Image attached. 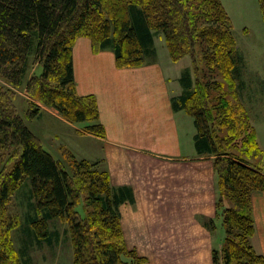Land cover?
<instances>
[{"label": "trees", "instance_id": "obj_1", "mask_svg": "<svg viewBox=\"0 0 264 264\" xmlns=\"http://www.w3.org/2000/svg\"><path fill=\"white\" fill-rule=\"evenodd\" d=\"M259 3L264 19V0ZM233 27L222 0H0V75L15 87L34 89V98L40 94L43 103L57 109L65 119L87 123L86 131L101 135L96 98L79 95L75 88L72 47L78 36H89L96 49L112 48L120 66H139L156 55L158 32L174 61L190 55L197 71L203 61L212 72L220 67L228 77H234L241 55ZM33 64L42 71L25 82ZM58 71L56 87L49 85ZM35 81L37 87L33 88ZM181 81L184 91L173 99L174 107L193 116L199 155L214 156L218 212L219 199L226 190L237 206L222 209L226 239L223 256L213 250V264H264V256L253 245L251 195L264 190V151L257 131L244 113L249 134L232 136V141L240 139L238 146L233 151L223 149L208 125L206 103L198 101L205 90L209 93L216 87H210L209 82L194 84L191 71H185ZM4 88L0 86V217L12 195L28 180L36 212L31 217L33 229H28L31 239L36 237L50 245L56 242L49 225L58 218L68 224L74 264L145 262L146 257L127 245L122 229L120 204L126 191L112 186L106 167L98 171L99 162L79 159L63 147L61 154L67 165L44 148L17 112L7 92L10 89ZM40 112L41 107L32 104L27 114L34 118ZM257 158L262 160L255 162ZM89 164L98 170L87 173V196L82 198L74 168ZM8 219L0 238V264H25L9 231L21 220L10 215Z\"/></svg>", "mask_w": 264, "mask_h": 264}, {"label": "crops", "instance_id": "obj_2", "mask_svg": "<svg viewBox=\"0 0 264 264\" xmlns=\"http://www.w3.org/2000/svg\"><path fill=\"white\" fill-rule=\"evenodd\" d=\"M72 53L76 92L96 98L103 134L86 131L87 123H72L53 107H43L39 116L48 113L59 124L54 134L67 137L62 145L78 158L102 161L112 186L126 191L120 204L124 236L173 235L155 232L169 229L192 236L219 218L214 156L199 155L194 118L173 103L184 91V72H193V59L180 67L186 56L174 61L157 52L139 66H120L112 48L96 49L87 35L75 39ZM258 142L264 151V136ZM251 203L253 245L264 256V190L253 192Z\"/></svg>", "mask_w": 264, "mask_h": 264}, {"label": "rangeland", "instance_id": "obj_3", "mask_svg": "<svg viewBox=\"0 0 264 264\" xmlns=\"http://www.w3.org/2000/svg\"><path fill=\"white\" fill-rule=\"evenodd\" d=\"M223 1L228 14L231 15L230 18L232 17L236 48L241 55H239L241 59L235 68V76L233 77V74H231L228 77L220 67L212 72L203 61L199 63L198 71L194 67L192 75L194 84L196 82H209L210 87H216L209 89V93L205 90L208 95L205 92L202 93L198 101L206 103L208 125L210 124V128L217 136L218 141L223 143L222 148L233 151L234 146H238L240 139L232 141V136H246L249 134L245 130L246 115L250 126L256 129L259 136H264V20L262 19L259 0ZM245 26L249 27V33L245 29L243 30ZM155 46L161 56H169L165 38L161 33H156ZM191 58L190 55H186L178 66L187 67L185 64L187 60L192 63ZM41 71L39 65L33 64L25 82L28 79L31 80L32 76L39 74ZM58 74L59 71L52 75L49 85L56 87ZM216 82L217 86L215 85ZM0 86L5 87V90L10 89L7 92L11 96L17 112L24 118L30 129L42 140L44 148L49 150L56 158H61L63 162H66V159L62 156L63 147L66 146L62 144L66 142L67 137L54 134L55 128L59 125L58 122L49 118L48 113L34 118L28 117L27 111L32 108V104L40 106L41 109L47 106L39 98L40 94L37 95L38 98H34L32 96L35 95L34 89L28 91L25 85L15 87L4 80L1 75ZM32 86L36 88L37 82L35 81ZM67 160L69 163L72 162L69 157H67ZM253 160L260 162L262 159ZM98 162V166L101 167L99 170L96 168L97 166L90 165L91 163L88 166L83 165L74 168L77 173L75 175L76 184L80 186V192L83 193L82 198L87 196V173L93 168L98 171L104 169L103 165L100 164L102 161H93L92 164ZM81 178L85 180L82 183L79 182ZM2 179L3 177H0V182ZM223 195L222 200L219 199V218L216 217L213 221L207 220L204 229L192 230L191 232L194 235H182L190 231L179 229L156 230L155 232L174 234L170 236L125 237L127 245L130 248H136L140 256L146 257L147 264H213V250L216 248L219 256H223L226 239L221 219L222 209L226 207L237 208L234 197L227 190ZM32 198L30 183L26 180L12 195L5 209L2 210L4 217L3 215L0 217V238L6 231L9 222L8 216L20 218V225L9 230L10 238L18 252V256L20 255V260L23 259L25 264H73L72 240L70 234L65 231L67 228L65 221L60 219L50 221V230L54 232V238L52 239L56 240L51 245L47 241L39 242L36 237L34 239L30 238V228L33 229L31 217L36 216L34 207L31 205L33 204ZM55 230H59L60 238L55 236ZM4 237L2 238L4 239Z\"/></svg>", "mask_w": 264, "mask_h": 264}]
</instances>
